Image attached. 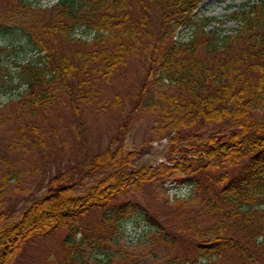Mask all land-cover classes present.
Returning a JSON list of instances; mask_svg holds the SVG:
<instances>
[{"label": "trees", "instance_id": "obj_1", "mask_svg": "<svg viewBox=\"0 0 264 264\" xmlns=\"http://www.w3.org/2000/svg\"><path fill=\"white\" fill-rule=\"evenodd\" d=\"M202 1L57 0L44 7L39 0H0V33H20L35 51L34 58L16 65L15 75L0 64V87L6 93L17 90L22 115H47L60 103L80 112L99 93L98 86L140 53L150 62L146 81L155 75L160 88L179 90L164 99L150 92L144 104L162 115L163 126L154 130L174 133L169 138L170 164L132 167L136 151L121 145L113 150L119 141L115 135L92 166L117 168L82 193L59 174L19 216L10 218L0 210V264H15L27 240L50 235L98 210L105 212V228L111 230L99 240L116 251L106 264H113L115 253L127 262L128 254L119 247L120 222L137 211L135 205L141 206L119 198L172 174L190 176L183 204L187 210L191 203L200 205V216L212 223L191 221L193 237H186L176 255H154L157 264H264V0H247L234 10L230 18L238 26L231 32L211 25L212 19L193 16ZM181 28L191 30L186 40L175 39ZM77 31L90 36L77 38ZM7 119L0 118V125ZM210 123L220 126L202 131ZM179 141L187 144L179 146ZM178 147L181 154L176 156ZM16 177L15 170L5 172L0 190ZM143 211L157 229L151 233L158 234L148 240L176 245L177 236H160L163 229ZM66 242L75 244L71 234ZM74 263L89 264L83 251Z\"/></svg>", "mask_w": 264, "mask_h": 264}, {"label": "rangeland", "instance_id": "obj_2", "mask_svg": "<svg viewBox=\"0 0 264 264\" xmlns=\"http://www.w3.org/2000/svg\"><path fill=\"white\" fill-rule=\"evenodd\" d=\"M56 1L39 0L44 7H50ZM246 1L203 0L193 16L212 19L211 25L220 24L221 28L231 32L238 24L230 15ZM217 20L221 23H216ZM190 33V29L181 28L175 39L186 40ZM20 35L0 33V64H6L12 75H15L18 63L35 56V51ZM74 35L77 38L89 37L90 33L77 31ZM149 69L148 57L145 53L138 54L110 82L98 86L99 93L95 92L90 104L81 105L78 113L71 106L60 103L49 110L47 115H22L16 97L17 90L10 91L8 88L6 93L0 87V118H8L0 125V186L5 172H17L16 178L8 180L1 187L0 210L5 211L10 218L19 216L33 200L45 193L51 178L59 174L75 182L76 192L82 193L99 178L117 168L118 164L104 166L102 169L92 166L95 156L111 144L115 135H118L119 141L114 142L113 150L121 145L126 150L136 151L132 167L142 163L148 169H155L161 162L170 164L167 159L170 153L169 138L174 133L169 129L154 130L155 126H163L162 115L159 110H150L144 104L150 92H157L164 99L179 90L173 87L160 88L155 75L146 81ZM145 82L148 84L143 91ZM219 126L210 123L209 126H202V131L209 133ZM189 129L183 131L186 133ZM184 144L187 143L179 141L178 145ZM179 149L176 148V156L181 154ZM189 178L185 174L167 175L159 181L145 184L142 189H131L128 196L119 198L120 202L135 200L141 208L135 205L137 211L125 216L120 222L122 237L119 247L130 259L124 262L115 253L113 264H157L154 255L160 258L170 252L172 256L176 255L181 251L176 248L187 244L186 237H193V231L189 229L191 221L204 223L207 220V223H212L209 217L200 216V205L191 203L189 206L193 208L187 210L183 204L187 202L183 200H187ZM177 200H181V203H175ZM142 209L152 214L163 229L160 236H177L176 245L170 248L162 242H156L154 238L148 240L158 234H153L157 229L154 231V227L151 228L153 223ZM104 214V211L99 210L90 212L64 223L50 235L27 240L15 264H75V255H80L81 251L89 264H106L108 256L116 251L110 248V243L99 240L101 233L106 236L111 234V230L105 228ZM68 234H71L75 244H67ZM98 242L100 248L97 247ZM146 246H150L149 249ZM229 263H234V260ZM199 264L210 263L203 260Z\"/></svg>", "mask_w": 264, "mask_h": 264}]
</instances>
